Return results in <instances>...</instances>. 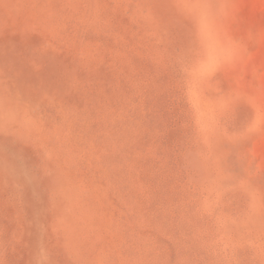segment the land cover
I'll return each mask as SVG.
<instances>
[{
    "label": "rangeland",
    "instance_id": "374dc122",
    "mask_svg": "<svg viewBox=\"0 0 264 264\" xmlns=\"http://www.w3.org/2000/svg\"><path fill=\"white\" fill-rule=\"evenodd\" d=\"M0 264H264V0H0Z\"/></svg>",
    "mask_w": 264,
    "mask_h": 264
}]
</instances>
